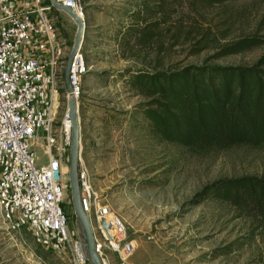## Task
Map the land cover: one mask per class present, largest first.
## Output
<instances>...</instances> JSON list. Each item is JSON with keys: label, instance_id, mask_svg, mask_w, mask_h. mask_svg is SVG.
<instances>
[{"label": "rangeland", "instance_id": "374dc122", "mask_svg": "<svg viewBox=\"0 0 264 264\" xmlns=\"http://www.w3.org/2000/svg\"><path fill=\"white\" fill-rule=\"evenodd\" d=\"M83 6L81 50L88 72L78 99L81 157L99 199L135 242L130 264H264V237L249 219L224 202L192 203L217 180L264 178V147L197 156L165 143L139 114L146 99L125 80L137 69L255 64L264 44L237 54L222 50L241 38L264 36V0L214 6L196 0H83ZM143 6L150 15L136 21L130 13ZM46 17L54 37L43 36L46 60L41 61L53 59L62 73L77 27L55 7ZM45 100L41 95L39 104ZM62 113L63 108L59 120ZM33 151L38 164L46 162L39 145ZM62 207L76 232L69 187ZM107 255V264H117ZM0 264L75 263L57 234L23 218L19 233L7 232L0 219Z\"/></svg>", "mask_w": 264, "mask_h": 264}, {"label": "built area", "instance_id": "2783aa9c", "mask_svg": "<svg viewBox=\"0 0 264 264\" xmlns=\"http://www.w3.org/2000/svg\"><path fill=\"white\" fill-rule=\"evenodd\" d=\"M54 1L76 15L84 14L83 0ZM52 8L49 1L33 0L32 9L17 13L6 0H0V219L9 233L21 231L23 218L38 220L42 230L57 234L67 245L75 264H88L62 207L69 187L71 129L62 73L53 59L46 63L23 55L24 46L34 37L53 39L46 17ZM87 72L79 49L69 72L77 101L81 79ZM41 95L46 100L40 105ZM36 145L42 149L45 163L36 162ZM78 181L82 207L103 264L109 259L107 253L116 257L112 260L117 264H130L135 242L129 239L122 220L93 189L81 146Z\"/></svg>", "mask_w": 264, "mask_h": 264}, {"label": "trees", "instance_id": "16d2710c", "mask_svg": "<svg viewBox=\"0 0 264 264\" xmlns=\"http://www.w3.org/2000/svg\"><path fill=\"white\" fill-rule=\"evenodd\" d=\"M196 1L214 6L237 0ZM139 9L130 16L143 21L150 9ZM262 44L264 36L252 35L225 47L222 54H237ZM125 80L146 99L139 114L151 133L165 143L187 148L197 156L237 146L264 147V55L249 67L137 69ZM207 200L233 207L264 237V178L217 180L196 193L192 203Z\"/></svg>", "mask_w": 264, "mask_h": 264}, {"label": "water", "instance_id": "95a60500", "mask_svg": "<svg viewBox=\"0 0 264 264\" xmlns=\"http://www.w3.org/2000/svg\"><path fill=\"white\" fill-rule=\"evenodd\" d=\"M50 4L57 10L65 12L76 25V34L72 47L67 55L63 67L62 78L65 92L67 93V106L70 117V143L68 155V183L70 189L71 203L76 220V234L79 240L80 249L88 264H103V261L96 251L95 241L91 230V225L87 214L83 210L81 203V193L78 181V155L80 151V117L79 105L73 94V89L69 81V72L73 58L81 48L85 23L83 19L76 16L68 7L57 4L54 0H49Z\"/></svg>", "mask_w": 264, "mask_h": 264}, {"label": "crops", "instance_id": "0c3cea01", "mask_svg": "<svg viewBox=\"0 0 264 264\" xmlns=\"http://www.w3.org/2000/svg\"><path fill=\"white\" fill-rule=\"evenodd\" d=\"M6 3L13 12L17 13L24 12L33 8V0H6ZM42 43L43 36L34 37L30 43L24 46L23 55L25 57H34L39 60H46L44 59L46 57L44 53L45 51L43 50V48H40L43 46Z\"/></svg>", "mask_w": 264, "mask_h": 264}, {"label": "bare ground", "instance_id": "6f19581e", "mask_svg": "<svg viewBox=\"0 0 264 264\" xmlns=\"http://www.w3.org/2000/svg\"><path fill=\"white\" fill-rule=\"evenodd\" d=\"M75 15H76V14H75ZM76 16H78V17L81 18V19H83V17H84L83 14H80V13H79V15H76Z\"/></svg>", "mask_w": 264, "mask_h": 264}]
</instances>
